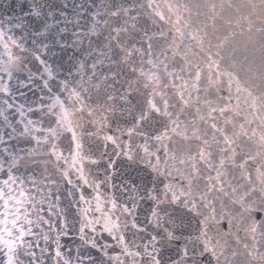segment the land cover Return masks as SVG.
I'll return each mask as SVG.
<instances>
[{
    "label": "snow or ice",
    "instance_id": "1",
    "mask_svg": "<svg viewBox=\"0 0 264 264\" xmlns=\"http://www.w3.org/2000/svg\"><path fill=\"white\" fill-rule=\"evenodd\" d=\"M2 7L0 264H264V0Z\"/></svg>",
    "mask_w": 264,
    "mask_h": 264
},
{
    "label": "water",
    "instance_id": "2",
    "mask_svg": "<svg viewBox=\"0 0 264 264\" xmlns=\"http://www.w3.org/2000/svg\"><path fill=\"white\" fill-rule=\"evenodd\" d=\"M13 2H18V0H0V11H3V7H2L3 4L13 3ZM234 2L240 3V2H243V0H234ZM70 3H71V0H70ZM59 55H67V54L58 53V56L56 57V59H60ZM249 55L250 56L252 55L251 51L249 52ZM256 55L258 56L259 53H256ZM120 171H121V176L126 179L131 178L132 180H135L138 182H145L147 179V174L136 168H129L126 166H122ZM71 243L72 242L69 241L70 246H71Z\"/></svg>",
    "mask_w": 264,
    "mask_h": 264
}]
</instances>
